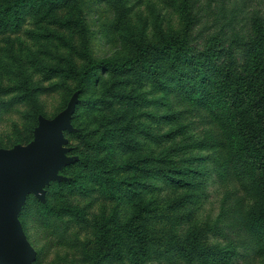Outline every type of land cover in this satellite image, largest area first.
<instances>
[{
    "label": "rangeland",
    "instance_id": "1",
    "mask_svg": "<svg viewBox=\"0 0 264 264\" xmlns=\"http://www.w3.org/2000/svg\"><path fill=\"white\" fill-rule=\"evenodd\" d=\"M182 1L77 0L84 20L83 35L75 29L66 30L51 22L33 19L18 32L0 34V151L11 154L27 150L34 145L38 129L70 112L54 132V159L58 165L39 169L45 174L40 179L42 196L33 191L25 193L13 214L35 257L40 250L38 264H90L97 247L96 222L107 218L116 204L96 189L92 190L93 186H89L86 194H80L69 189L59 190L58 184L73 180L79 170L67 166L82 155H91L92 144L102 135L105 125L117 121L125 109L122 103H114L111 109L77 108L76 82L60 78L46 81V70L73 66L79 70L85 64L80 55L84 47L94 60L120 61L133 57L138 45L159 43L162 35L183 36ZM187 8L191 18L185 33L188 45L197 52L214 47L222 61L232 65L244 60L245 46L253 38V22L264 21V0H187ZM25 76L30 85L44 88L43 93L15 104L12 99L19 95L18 88ZM113 82L111 75L100 72L87 96L100 98L104 88ZM55 84L59 86L57 91L51 88ZM133 94L143 95L152 103L143 104L128 118L132 146L125 150L115 144L116 165L128 160L156 159L181 141L201 138L206 128L201 118L197 114L178 112L170 102L169 106H163L162 94L152 83L134 88ZM170 114L173 118L167 117ZM171 132L174 133L166 136ZM171 156L176 166L187 164L198 174L193 177V188H178L160 178L156 170L161 164L153 160V170L146 181L154 189L143 196L148 210L141 222L153 238V244L143 264H202L186 250V239L191 233L198 235L197 239L206 249L218 253L208 264H248L240 249L229 259H223L217 249L230 250L228 240L214 233L212 227L221 213L225 195L234 186L221 178L211 152L193 151L186 156L171 153ZM255 193L244 195L247 212L263 207ZM47 201L77 207L83 211V217L65 216L57 220L47 216L46 221H39L36 209L25 215L26 203ZM133 204L126 201L119 206L121 223L133 213ZM130 245L127 242L123 246V259L113 264H130L127 257ZM251 264H264V255Z\"/></svg>",
    "mask_w": 264,
    "mask_h": 264
},
{
    "label": "trees",
    "instance_id": "2",
    "mask_svg": "<svg viewBox=\"0 0 264 264\" xmlns=\"http://www.w3.org/2000/svg\"><path fill=\"white\" fill-rule=\"evenodd\" d=\"M180 13L185 20L181 37L162 35L159 43L138 45L133 57L120 61L94 60L84 47L80 55L85 64L79 70L74 66L55 67L45 72L46 81L60 78L76 82L77 108L111 109L114 103L125 105L117 121L107 123L102 135L92 144L91 155H82L67 166L79 170L73 180L58 184L59 190L69 189L80 194H86L89 186H93L92 190L96 189L116 204L107 218L96 222L97 247L90 264H113L122 260L123 246L127 242H131L127 251L130 264L145 262L153 238L141 222L148 210L143 196L154 189L146 181L153 170L152 162L161 164L157 170L155 167L160 178L178 188H193L192 180L198 172L187 164L176 166L171 156V153L186 156L193 151H210L221 178L234 186V190L225 195L221 213L212 227L214 233L228 240L229 251L217 247L221 257L229 259L240 249L251 264L264 255V21L253 22V38L245 46L244 60L232 65L224 63L214 47L201 52L193 50L185 36L191 25L187 0L182 1ZM30 19L84 34V20L77 0H0L1 35L18 32ZM100 72L111 75L115 82L104 88L100 98L93 99L87 95ZM146 82L152 83L162 94L163 106H169L170 102L178 112L197 114L206 128L200 139L181 141L156 159L128 160L116 165L115 144L125 150L132 146L128 118L143 104L152 103L143 95L133 94L134 88ZM131 85L134 87L127 91ZM57 87V84L51 86L55 91L59 90ZM18 90L19 95L12 99L15 104L36 98L44 88L30 85L25 76ZM167 117L173 118V115ZM34 121L35 125L36 117ZM248 191L256 192L261 198V209L245 210L244 195ZM126 201H132L134 209L121 223L118 208ZM35 209L39 221H46L47 216L57 220L65 216L83 217V211L77 207L53 205L48 201L26 203L25 215ZM197 237L196 233L188 236L186 250L199 263L208 264L218 253L206 249ZM36 254L32 264L39 262L40 250Z\"/></svg>",
    "mask_w": 264,
    "mask_h": 264
},
{
    "label": "water",
    "instance_id": "3",
    "mask_svg": "<svg viewBox=\"0 0 264 264\" xmlns=\"http://www.w3.org/2000/svg\"><path fill=\"white\" fill-rule=\"evenodd\" d=\"M70 112L37 130L34 145L11 154L0 151V264H32L34 250L28 245L17 220L13 217L25 193L42 196L39 169L58 165L54 159V132Z\"/></svg>",
    "mask_w": 264,
    "mask_h": 264
}]
</instances>
